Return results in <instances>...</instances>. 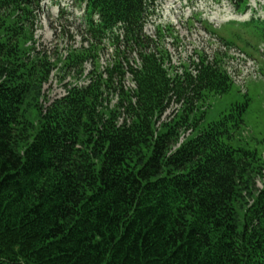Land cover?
Instances as JSON below:
<instances>
[{
	"label": "trees",
	"instance_id": "1",
	"mask_svg": "<svg viewBox=\"0 0 264 264\" xmlns=\"http://www.w3.org/2000/svg\"><path fill=\"white\" fill-rule=\"evenodd\" d=\"M77 1L88 5V44L53 62L26 46L41 0H0V264H264V185L239 208L264 164L231 142L248 99L203 122L210 96L234 84L225 55L200 50L171 67V28L144 32L157 0ZM246 25L264 36L263 21ZM87 62V82L40 104L57 63L82 79ZM172 102L181 106L157 128ZM183 129L192 133L174 148Z\"/></svg>",
	"mask_w": 264,
	"mask_h": 264
},
{
	"label": "rangeland",
	"instance_id": "2",
	"mask_svg": "<svg viewBox=\"0 0 264 264\" xmlns=\"http://www.w3.org/2000/svg\"><path fill=\"white\" fill-rule=\"evenodd\" d=\"M239 0H158L156 14L152 15L146 26V31L150 34L155 33L156 26L167 25L171 27L173 34L168 35L170 38L178 37V41L166 40L168 49L172 57V66L181 68L179 60L188 61L195 59L197 51L204 50L209 54L213 51L224 49L219 42H232L247 51V54L254 56L257 65L238 57L234 63H230L235 68H240V73L230 74L233 85L228 92L223 94L211 95L207 102V109L203 122L218 119L223 111H226L233 103L243 102L248 99V107L244 113L245 123L239 129L231 140L233 145H244L246 147L257 149L261 162L264 164V56H257L256 47L259 40L263 39V33L255 30L253 26L236 24L235 22L226 23L231 20L245 21L248 20L254 12L249 9L242 10L238 7ZM250 4L257 9V0H250ZM75 0H43L41 8L38 11V17L35 20L33 38L26 42V46L35 45L40 50H46L51 61L57 62L58 56H66L70 47H79L87 45L84 38L86 37L80 22H82V8ZM257 14V12H256ZM213 27L207 29V23ZM226 23V24H225ZM252 31L257 35H252ZM263 37V38H262ZM221 38V39H220ZM171 41V42H169ZM226 42V43H227ZM251 44L250 47H248ZM61 53V54H60ZM112 57L111 48H106L100 57L101 68L103 69L109 63ZM61 63H57L47 80L42 83L40 92V104L46 107L54 99L67 94V82L88 81L86 75L93 68L92 62L85 64L86 70L82 79L72 73L66 74L60 71ZM228 66H230L228 64ZM174 68V67H173ZM175 70V68H174ZM229 70V68H228ZM130 74L126 76V83L134 86L130 79ZM262 79V80H261ZM35 93L30 95L28 102L25 104L27 114L31 113V119L36 121L38 116L32 109L36 102ZM115 101V99H114ZM181 106L180 103L172 102L165 110L156 127L161 126V122L171 120ZM24 124L30 123L24 122ZM36 124V123H35ZM31 127V126H30ZM21 134V130H17ZM191 129L182 130L179 142L174 145L178 147L184 138L191 134ZM195 133V131L193 132ZM264 185V170L259 173L253 180L249 189H243L240 195V211L254 201Z\"/></svg>",
	"mask_w": 264,
	"mask_h": 264
},
{
	"label": "built area",
	"instance_id": "3",
	"mask_svg": "<svg viewBox=\"0 0 264 264\" xmlns=\"http://www.w3.org/2000/svg\"><path fill=\"white\" fill-rule=\"evenodd\" d=\"M152 36L155 37V34L153 33ZM169 39L170 40L173 39L172 42H174V38L167 37V40H169ZM169 42H171V41H169ZM219 43L224 48V49L220 48L219 51L222 52L225 55V59H224L225 60V68H226V70H227L229 75L230 74L232 75V74L240 73V68L237 67V68H235L233 70V67L230 64V63H234V59L236 58V55L238 57H240L241 60L244 59L247 62L252 63L254 66L257 65V60L256 59L251 58L250 56H248L244 51H242L237 46L228 45V44H225L224 42H219ZM109 48H111V50H112V47H109ZM167 48H168V45H167ZM215 52H217V51H213V53H211V55L212 54L214 55ZM196 59L198 60V58H196ZM179 62L181 64V60H179ZM228 64L230 66H228ZM228 68H229V70H228ZM179 69L181 70V68H179ZM231 75H230V77H231Z\"/></svg>",
	"mask_w": 264,
	"mask_h": 264
}]
</instances>
